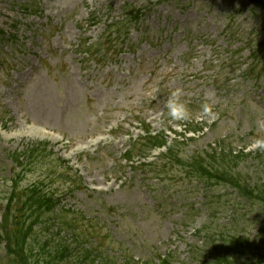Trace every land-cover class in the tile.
I'll return each instance as SVG.
<instances>
[{"label":"rangeland","instance_id":"obj_1","mask_svg":"<svg viewBox=\"0 0 264 264\" xmlns=\"http://www.w3.org/2000/svg\"><path fill=\"white\" fill-rule=\"evenodd\" d=\"M23 1L0 0V29L12 31L0 39V180L15 174L14 153L50 142L54 156L32 166L22 185L42 180L62 194L66 180L50 167L56 156L71 160L85 189L63 203L89 213L95 226L105 210L104 231L95 229L113 244L117 263L127 251V260L154 253L173 255L174 264H207L210 239L218 246L222 235L234 234L235 217L243 218L245 237L264 243V214L226 201L230 190L193 188L171 166L157 179L123 161L142 125L173 129V142L180 139L183 126L159 123L168 119L163 102L175 90L193 113L207 102L204 119L214 122L193 142L180 139L185 156L221 141L250 146L264 136L256 125L264 120V13L244 0H36L33 14L19 7ZM131 6L142 10L141 19L110 35L114 48L103 58L107 26L123 21ZM85 41L95 58L80 47ZM238 171L250 187L264 186V164L248 160ZM202 227L208 232L198 233Z\"/></svg>","mask_w":264,"mask_h":264},{"label":"clouds","instance_id":"obj_2","mask_svg":"<svg viewBox=\"0 0 264 264\" xmlns=\"http://www.w3.org/2000/svg\"><path fill=\"white\" fill-rule=\"evenodd\" d=\"M183 93L181 90L172 91L167 99L163 102L164 109L166 110L167 121H159L162 127L167 124H179L187 122L194 118H207L210 116V109L207 102L200 105V110L196 113L188 107L187 103L182 99ZM257 132H264V120H257ZM250 147L264 151V136H256L252 138Z\"/></svg>","mask_w":264,"mask_h":264},{"label":"trees","instance_id":"obj_3","mask_svg":"<svg viewBox=\"0 0 264 264\" xmlns=\"http://www.w3.org/2000/svg\"><path fill=\"white\" fill-rule=\"evenodd\" d=\"M252 1H254L257 4L258 7H264V5L262 3H260V2H258V0H252ZM258 190H259V192L257 193V195L259 196V198H263L264 199V197H263L264 196V190H262L261 188H259ZM248 192H249V194L251 196L254 195L253 191L248 190ZM22 264H24V263H22Z\"/></svg>","mask_w":264,"mask_h":264}]
</instances>
